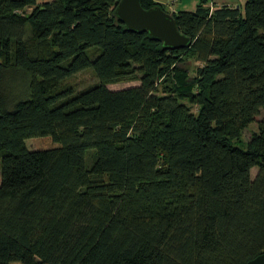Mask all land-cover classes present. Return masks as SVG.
I'll return each instance as SVG.
<instances>
[{"label":"trees","instance_id":"obj_1","mask_svg":"<svg viewBox=\"0 0 264 264\" xmlns=\"http://www.w3.org/2000/svg\"><path fill=\"white\" fill-rule=\"evenodd\" d=\"M119 2L0 0V264H248L264 123L234 142L264 109V0H140L190 38L176 50L128 31ZM88 68L98 83L76 91ZM45 136L61 146H27Z\"/></svg>","mask_w":264,"mask_h":264},{"label":"water","instance_id":"obj_2","mask_svg":"<svg viewBox=\"0 0 264 264\" xmlns=\"http://www.w3.org/2000/svg\"><path fill=\"white\" fill-rule=\"evenodd\" d=\"M115 14L128 31L133 33H149L158 42H162L169 50L186 48L191 40L183 35L176 19L160 6L145 9L140 0H120ZM248 264H264V253L248 262Z\"/></svg>","mask_w":264,"mask_h":264},{"label":"rangeland","instance_id":"obj_3","mask_svg":"<svg viewBox=\"0 0 264 264\" xmlns=\"http://www.w3.org/2000/svg\"><path fill=\"white\" fill-rule=\"evenodd\" d=\"M45 1L49 0H38V3H43ZM185 1H191V0H185ZM234 2L236 7H241V9L244 11V6L246 3V0H231ZM174 6H177L174 5ZM167 9V7H165ZM176 8V7H175ZM31 8L26 9V13L31 12ZM170 12V11H168ZM198 64L191 63L189 64V67H195ZM68 83L72 84L74 86V89L76 91L84 90L96 83H98V79L93 71V68H88L85 71H82L70 79L67 80ZM139 82H128V83H118L109 85V88L112 90H122L133 86H138ZM264 123V109L260 111L259 115L255 118V122L250 124L243 132V135L241 137V141L234 142V145L242 148L247 149V143L250 140V137L253 133L259 132V124ZM27 146L31 150H47V149H53L58 148L61 145L57 143L52 136H45V137H37L27 140ZM94 154H96L95 149H91L87 151V163L91 166L94 162ZM258 173V168H254L252 171L253 178ZM1 177H2V158L0 157V184H1ZM14 264H20V263H14Z\"/></svg>","mask_w":264,"mask_h":264},{"label":"crops","instance_id":"obj_4","mask_svg":"<svg viewBox=\"0 0 264 264\" xmlns=\"http://www.w3.org/2000/svg\"><path fill=\"white\" fill-rule=\"evenodd\" d=\"M157 3H160L164 7H167V11L170 12H179V11H195L199 0H191V1H185V0H155ZM177 6H174L176 5ZM210 4L211 6H222V5H231L236 6L234 2L231 0H211ZM176 7V8H175Z\"/></svg>","mask_w":264,"mask_h":264},{"label":"bare ground","instance_id":"obj_5","mask_svg":"<svg viewBox=\"0 0 264 264\" xmlns=\"http://www.w3.org/2000/svg\"><path fill=\"white\" fill-rule=\"evenodd\" d=\"M212 5V4H211Z\"/></svg>","mask_w":264,"mask_h":264}]
</instances>
